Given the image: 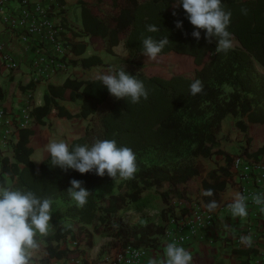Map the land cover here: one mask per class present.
<instances>
[{
	"label": "trees",
	"instance_id": "1",
	"mask_svg": "<svg viewBox=\"0 0 264 264\" xmlns=\"http://www.w3.org/2000/svg\"><path fill=\"white\" fill-rule=\"evenodd\" d=\"M174 3L175 0H97L88 7L81 2L83 30L96 48L112 52L114 45L124 41L130 67L118 66L110 70L124 68L128 74L135 75L144 83L148 98H141L136 104L129 103L126 98L117 99L95 79L68 77L61 85L47 84L43 104L32 108L36 123H42V118L52 107L57 108L59 115L72 116L58 105L56 98L74 100L80 97L77 115L86 117L98 111L101 128L98 139H114L118 146L130 147L136 154L138 168L135 177L125 181L113 180L107 175L80 174L72 169L65 172L50 166L48 156L35 167L29 160L31 149L26 143L28 136L37 132V125L19 129V138L13 148L14 159L24 166L16 168L14 188L50 197L52 213L57 207L54 202L62 201L61 217L73 221L74 227H56L53 231L55 239L66 234L71 238L90 236L85 225L93 224L95 233H105L123 245L156 247L158 236H162L165 222L173 213L170 201L177 198L188 205L191 202L189 194L198 191V158L223 153L230 164L231 156L218 148L217 132L222 119L228 114L233 115L236 118L234 125L242 131L247 129L242 120L244 115L249 122L264 125V73L257 68V65L264 68V0H222L225 10L231 11L228 31L233 37V47L226 53H216V38L209 43L203 30L199 40L192 37L194 27L182 7L173 8ZM242 8L248 9L247 15L242 14ZM177 20L182 21L181 28L175 26ZM150 24L157 25L159 31L149 33L146 26ZM148 35L157 40L167 37L169 44L161 54L190 55L194 76L141 72L145 56L142 39ZM91 63H101V60L96 56L83 59L84 65ZM197 78L204 87L201 93L193 96L189 85ZM6 94L0 85V103ZM92 132L93 129L88 128L70 145H90ZM263 152L264 145L252 152L253 156L245 151L241 154L250 158ZM1 160L6 163L5 158ZM70 179L82 180L83 187L90 192L83 208H77L67 193ZM113 181H118L116 191L102 193L101 185ZM202 184L214 194L224 186L217 177L213 183L203 180ZM152 188L167 205L160 211L162 222H155L145 212L142 194ZM210 198L203 196L206 201ZM139 215L138 221L128 223L130 217ZM46 249L44 261L52 256H75L67 248L57 249L51 244Z\"/></svg>",
	"mask_w": 264,
	"mask_h": 264
},
{
	"label": "crops",
	"instance_id": "2",
	"mask_svg": "<svg viewBox=\"0 0 264 264\" xmlns=\"http://www.w3.org/2000/svg\"><path fill=\"white\" fill-rule=\"evenodd\" d=\"M37 1L43 3V5L50 3L49 0H29L28 6H33ZM56 1L60 7L54 8L52 6L53 11L50 13V18L58 30L59 36L67 44L66 58L68 65L65 70L50 73L48 76L37 75L33 69L34 57H44L49 54L48 52H43L42 47L45 42L37 36H25L22 27L16 26L12 28L8 26L0 14V85L7 92L6 98L0 103V108L5 111H17L25 104L30 105L31 108L42 105L47 84L61 85L68 77H75L79 80L94 79V76L99 72H107L111 68L118 66L130 67L127 63L129 53L124 46L123 40L112 47V52H108L105 48H96V44L90 41L89 35L83 30L80 4L84 2L90 7V4L96 3L97 0ZM17 7L18 3L11 2L6 6L5 10L11 16H16ZM6 52L17 63V66L13 69L9 68L1 58L2 54ZM125 53L128 55L124 56ZM92 56L98 57L101 63L84 65L83 59ZM257 68L264 73L263 67L257 65ZM56 101L59 106L64 107L72 116L59 115L57 108L52 107L42 118V123L34 122L33 125L36 124L38 130L28 136L26 145L31 149L29 160L35 167H38L41 162L37 163L34 160L45 159L48 156L44 151V146L49 140H64L70 144L76 137L83 136L88 128L93 129L95 127L94 124L98 120V111L86 117L77 115L80 111V97H76L74 100L56 98ZM235 120L236 118L231 114L226 115L222 119L217 132L218 148L232 157L234 154L242 153L243 151L250 155L264 145V125L251 123L244 115L242 120L246 123L247 129L242 131L234 125ZM18 138L17 131L13 133L8 146H0V185L12 188H14L17 178L16 168L20 169L24 166V163H16L14 159L13 148ZM252 154L251 156H253ZM2 158L6 159L5 164L2 162ZM199 159L206 160L207 165L199 166L200 173L196 181L198 183V191L189 194L191 201L195 198L203 205L212 200L217 201L218 204L229 201V194L238 191V189L235 185L230 164L226 162L225 154L217 153L211 157H199ZM223 169L226 170L225 173ZM212 174L222 181L224 186L206 201L201 195L202 190H204L202 182L205 180L208 183H213L214 177L211 176ZM117 182L106 183L108 185L113 184L111 192L116 191ZM142 195L146 205L145 212L155 222H162L160 211L167 206L166 203L159 198L157 193L153 195L151 190H145ZM172 200L170 205H172ZM54 203L57 207L54 209L55 212L52 213L49 234L46 237H38L43 242L44 254L37 264L71 263L70 257L66 256H52L48 257L47 261H44L47 257L46 247L48 244L57 247V249L67 248L70 252H74L76 257L86 260L100 256L104 250L117 244L116 241L118 239H112L105 233H95L93 224L85 225L87 230L91 232L90 236L81 237L76 235L75 238H71L69 234H66L55 239L53 231L56 227L67 226L73 228L74 223L61 217L63 211L62 201L56 200ZM140 218V215L130 217L128 223L136 222ZM248 225L251 228L246 230ZM242 235L252 236V247L249 248L240 243L239 237ZM166 244L167 241L162 236H158V245L154 248L148 247L147 254L139 264H147L149 258L161 256ZM182 246L192 252L194 264H250L257 257L259 251L264 250V213L257 219H251L248 216L246 218H233L229 213L222 216L216 215L213 227L202 231L199 237Z\"/></svg>",
	"mask_w": 264,
	"mask_h": 264
},
{
	"label": "clouds",
	"instance_id": "3",
	"mask_svg": "<svg viewBox=\"0 0 264 264\" xmlns=\"http://www.w3.org/2000/svg\"><path fill=\"white\" fill-rule=\"evenodd\" d=\"M176 7L184 10L187 20L194 27L191 36L196 40L200 39L203 30L209 43L216 38V53H226L233 47L232 33L228 31L231 11L225 10L222 0H175L173 8ZM241 12L247 15L248 9L242 8ZM172 14L175 16L176 12ZM175 26L181 28L182 21H175ZM146 30L149 33L159 31L157 25L152 24L147 25ZM168 44L166 36L157 40L148 35L142 39L143 55L156 60ZM94 79L100 81L117 99L126 98L129 103L136 104L141 98H148L144 83L135 75L128 74L124 68L99 72ZM203 87L200 79L193 80L189 85L190 94L195 96L201 93ZM44 151L50 159V166L59 167L65 172L72 169L80 174L94 173L100 177L107 175L113 180L119 178L127 181L133 179L138 171L135 152L130 147L118 146L114 139H95L90 145H70L64 140L51 139L44 146ZM34 161L39 163L43 158ZM69 184L67 193L77 208H83L88 203L90 192L83 187L82 180L70 179ZM201 195L211 197L214 193L212 189H204ZM229 196L227 208L231 216L246 218L248 197L239 191L231 192ZM251 199L264 213V193H255ZM52 203L50 197L37 196L31 190L0 185V264H37L44 254L43 242L38 237L49 234ZM218 207L215 200L204 204L208 212ZM239 240L246 247L253 246L251 235H242ZM147 264H194L193 254L172 241L166 244L161 256L149 258Z\"/></svg>",
	"mask_w": 264,
	"mask_h": 264
},
{
	"label": "built area",
	"instance_id": "4",
	"mask_svg": "<svg viewBox=\"0 0 264 264\" xmlns=\"http://www.w3.org/2000/svg\"><path fill=\"white\" fill-rule=\"evenodd\" d=\"M18 3L17 15L11 16L5 10L11 3ZM49 4L35 2L33 6H28L29 0H0V14L3 21L10 27L23 28L25 36L33 35L45 42L43 52H48V56L33 58V69L37 75L48 76L50 73L63 71L68 65L66 58L67 44L59 36L57 28L53 25L50 13L53 8L60 7L56 0H49ZM24 38V36H23ZM3 62L9 68L17 66L16 61L10 54L3 53ZM35 122L30 105H22L17 111H5L0 108V146L6 147L11 142L13 133L19 129L28 128ZM230 169L235 179V185L239 192L248 197V217L259 218L262 213L259 206L252 203V195L264 193V152L257 157H246L241 153L231 157ZM173 213L166 220V225L162 237L168 242L175 241L182 246L201 235V232L214 226L216 215L230 214L227 204L230 202H220L219 207L208 212L202 203L193 200L186 205L180 199H173ZM185 209V210H184ZM251 225V223H250ZM248 225L246 230L251 227ZM116 245L104 250L102 254L91 260L81 257H70V264H139L147 254V247L132 243L121 244L118 240ZM250 264H264V250L259 251L257 257Z\"/></svg>",
	"mask_w": 264,
	"mask_h": 264
},
{
	"label": "rangeland",
	"instance_id": "5",
	"mask_svg": "<svg viewBox=\"0 0 264 264\" xmlns=\"http://www.w3.org/2000/svg\"><path fill=\"white\" fill-rule=\"evenodd\" d=\"M193 58L190 55L183 54V53H165L160 54L156 60H151L145 57V60L143 59L144 66L140 69L141 72L147 73V74H159L162 76H168L170 74L180 73L187 76H194V69H193ZM259 69H261L259 67ZM97 123V124H96ZM93 127L92 132V142L95 139L101 138V128L99 125V120H97ZM199 166L203 167L207 165V161L204 159H199ZM113 184H103L101 185V192L107 193L111 192ZM152 194L155 195L156 190L154 188L151 189ZM197 198V197H196ZM197 200V199H193ZM156 209V208H155Z\"/></svg>",
	"mask_w": 264,
	"mask_h": 264
}]
</instances>
